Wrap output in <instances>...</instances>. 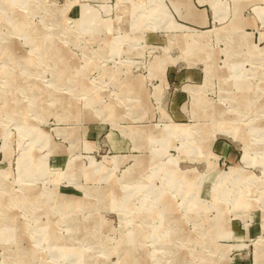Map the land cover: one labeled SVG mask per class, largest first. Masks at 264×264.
<instances>
[{
  "label": "rangeland",
  "instance_id": "rangeland-1",
  "mask_svg": "<svg viewBox=\"0 0 264 264\" xmlns=\"http://www.w3.org/2000/svg\"><path fill=\"white\" fill-rule=\"evenodd\" d=\"M0 264H264V0H0Z\"/></svg>",
  "mask_w": 264,
  "mask_h": 264
},
{
  "label": "bare ground",
  "instance_id": "bare-ground-1",
  "mask_svg": "<svg viewBox=\"0 0 264 264\" xmlns=\"http://www.w3.org/2000/svg\"><path fill=\"white\" fill-rule=\"evenodd\" d=\"M20 1V0H19ZM4 56V55H3ZM12 61V60H11Z\"/></svg>",
  "mask_w": 264,
  "mask_h": 264
}]
</instances>
